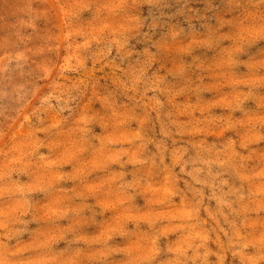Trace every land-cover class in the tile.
<instances>
[{"label": "rangeland", "instance_id": "obj_1", "mask_svg": "<svg viewBox=\"0 0 264 264\" xmlns=\"http://www.w3.org/2000/svg\"><path fill=\"white\" fill-rule=\"evenodd\" d=\"M0 264H264V0H0Z\"/></svg>", "mask_w": 264, "mask_h": 264}]
</instances>
